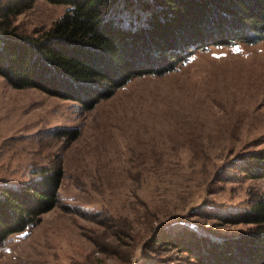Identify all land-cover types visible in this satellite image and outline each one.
<instances>
[{"label": "rangeland", "instance_id": "1", "mask_svg": "<svg viewBox=\"0 0 264 264\" xmlns=\"http://www.w3.org/2000/svg\"><path fill=\"white\" fill-rule=\"evenodd\" d=\"M66 8L37 0L17 32L39 35ZM261 149L264 38L197 48L91 108L0 74V188L62 174L55 205L0 245V264H193L181 239L212 261L241 260L249 250L225 243L248 227L233 217L264 195V178L243 172Z\"/></svg>", "mask_w": 264, "mask_h": 264}, {"label": "trees", "instance_id": "2", "mask_svg": "<svg viewBox=\"0 0 264 264\" xmlns=\"http://www.w3.org/2000/svg\"><path fill=\"white\" fill-rule=\"evenodd\" d=\"M36 1L0 2V74L14 87H36L88 108L133 76L175 68L197 48L264 38V0H46L67 7L61 17L39 35L17 32L15 17ZM133 15L147 24L123 26ZM246 161L245 175L264 178V150ZM52 171L39 169L15 190L0 188V245L55 205L62 174ZM232 221L248 225L225 243L249 250L241 260L212 261L196 239H181L176 247L184 245L193 264H264V195Z\"/></svg>", "mask_w": 264, "mask_h": 264}]
</instances>
